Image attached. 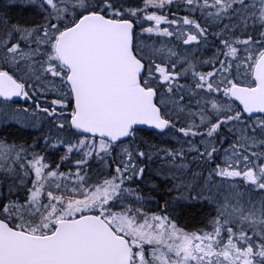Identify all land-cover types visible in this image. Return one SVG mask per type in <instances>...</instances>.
<instances>
[{"label":"snow or ice","instance_id":"6c2138e0","mask_svg":"<svg viewBox=\"0 0 264 264\" xmlns=\"http://www.w3.org/2000/svg\"><path fill=\"white\" fill-rule=\"evenodd\" d=\"M0 8V264H264V0Z\"/></svg>","mask_w":264,"mask_h":264},{"label":"trees","instance_id":"16d2710c","mask_svg":"<svg viewBox=\"0 0 264 264\" xmlns=\"http://www.w3.org/2000/svg\"><path fill=\"white\" fill-rule=\"evenodd\" d=\"M4 3L5 0H0V8L3 7ZM21 5H22V0H20L18 5L15 3V5L11 8L9 15L12 18L19 19L29 15V13Z\"/></svg>","mask_w":264,"mask_h":264},{"label":"rangeland","instance_id":"374dc122","mask_svg":"<svg viewBox=\"0 0 264 264\" xmlns=\"http://www.w3.org/2000/svg\"><path fill=\"white\" fill-rule=\"evenodd\" d=\"M18 5V3H16Z\"/></svg>","mask_w":264,"mask_h":264}]
</instances>
